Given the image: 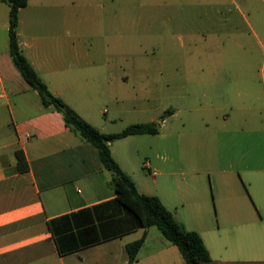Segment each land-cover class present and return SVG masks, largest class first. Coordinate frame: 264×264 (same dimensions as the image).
<instances>
[{"label": "crops", "instance_id": "1", "mask_svg": "<svg viewBox=\"0 0 264 264\" xmlns=\"http://www.w3.org/2000/svg\"><path fill=\"white\" fill-rule=\"evenodd\" d=\"M189 1L184 34L181 18L175 22L170 16L163 18L159 8L153 18L160 13L161 21H149L144 3L28 0L19 11L17 36L48 88L100 131L113 133L107 130L115 120L108 116V103L125 100L121 90L114 94L115 71L110 69L116 41L153 28L160 45H166L159 47L158 74L165 84L159 98L163 101L165 87L171 114L162 119L166 110L160 111L147 122L163 127L179 116L166 134V146L162 143L157 149L165 153L159 157L172 162L155 170L171 188L170 195L159 191L158 182L154 190L139 176L134 169L137 160L117 144L144 134L112 142V156L139 192L157 195L187 229L200 233L211 257L203 264H264V82L261 93L248 73L244 78L243 71H225L229 56L237 55L235 45L244 41L245 14L237 0L230 1L233 6L225 0H204L198 6L196 0ZM246 20L254 38L264 44V27L262 34ZM228 24L237 30L230 43L221 36ZM195 27L202 30L196 32ZM216 37L218 52L211 48ZM199 43L203 58L217 56L224 71H190ZM178 47L186 52L178 56ZM168 51L178 61L172 59V71L164 69ZM127 77L124 73L120 82ZM0 100L11 115L8 130L0 127V264H187L160 229L138 226L117 201L109 185L112 174L97 148L68 127L54 105H45L16 68L10 54L9 6L3 0ZM194 101L197 105L192 106ZM102 103L107 105L103 110ZM184 111L200 112L195 135L202 139V147H189L192 136L185 133ZM101 112L107 116L99 117ZM181 142L186 146L179 147ZM17 149H23L27 158L26 172L17 168ZM189 154L199 158L198 165L185 160ZM144 164L151 170L149 163ZM203 175L209 177V185ZM143 236L131 261L126 246Z\"/></svg>", "mask_w": 264, "mask_h": 264}, {"label": "rangeland", "instance_id": "2", "mask_svg": "<svg viewBox=\"0 0 264 264\" xmlns=\"http://www.w3.org/2000/svg\"><path fill=\"white\" fill-rule=\"evenodd\" d=\"M230 1L231 0H225L228 6L231 5ZM237 1L242 5V9L245 14L244 17L241 18V35L244 41L235 45L237 49V55L235 58L232 57V55L229 56L227 62H225L228 69L225 71H243L244 78L246 77L245 73H248L252 77L253 82L259 86V90L262 93L264 82V44H261L256 40V38H254L252 29L250 28L246 19L252 22L256 29L263 34L262 28L264 27V3H262L261 0ZM126 2L146 4L148 6L146 15L149 21L156 20L153 18L155 14V8L156 10L159 8V10L162 12L163 18L170 16L173 22H175V19L178 17L179 19L181 18L184 25H181L180 31L181 33L185 34L187 29L185 28V20L187 19V6L188 2L190 3L189 0H126ZM203 3L204 0L195 1L196 6ZM176 9L177 12H175ZM234 12L235 10L233 8V13ZM227 14L229 15L230 13L228 12ZM149 15L151 17H149ZM160 21L161 19L159 13L156 22L159 23ZM238 29L240 30V28ZM199 30L202 29L195 27L196 32ZM236 31V29L230 28L228 24L226 29L221 31L223 32V35L221 36L227 43H230V38L231 36H234ZM199 37L200 36L198 34L195 35L196 39ZM116 42L117 45L115 46V51L117 54L113 59L112 67L110 69L111 71H115L113 77V86L115 89L114 94L121 90L122 94L125 95V100L122 102L120 99L119 105L116 103L115 99L108 103V107L111 110L108 116L115 117V120L107 127V130H111L112 132H119L133 123L147 122L153 114H158L160 111L163 113L165 110L171 107L170 99L167 97V94L169 93L166 92V88L163 87L165 84L161 82V78L158 74V71H160L161 68L159 65V59L161 57V51L159 50V47L163 46V48H166V45H160L158 38L155 37L154 29H149L146 31L145 35L142 33L140 36H132ZM219 47L220 44L216 37V39H214L211 43V48L213 51L218 52ZM179 48L180 47H178V56L179 54L186 52V49ZM194 49V54L192 55L191 59L193 62V67L190 68V71H203L204 69L205 71H224L220 69V60L217 56L216 58L211 59L203 58V44L199 43L195 45ZM168 54L169 55L165 57L166 54L164 53V59H166L164 60V69L165 71H172V59H174V63H177L178 61L177 58L175 59L171 56L169 51ZM179 62L181 65L185 63V61L183 63V60H180ZM124 73H126L128 76L125 83L120 82L122 81L121 76ZM161 85H163V101H161L159 98V90ZM195 101L191 104L192 106L197 105ZM210 102L211 101L209 98L208 104H210ZM106 106L107 105L102 103L100 105L101 110L106 108ZM199 113V111H184V113H182V116L187 118L185 133H189L188 135L192 136V138H189V147L194 149H196V147L203 146L202 139H199V141L198 139L196 140L197 136L195 135L198 133L196 130L200 127V125H198ZM98 115L102 118L107 116V114L102 112ZM177 117L179 116L169 119L166 124L167 126L165 125L162 127V125L159 124V133L156 135H138L135 136V138H130L135 139L129 140L130 142H126L127 140H117L119 147L129 149L130 154L135 158V160H137L135 162L134 168L137 174L141 177H145L154 190L156 189V182H158L159 191L162 192V194L165 193L168 195H170L171 188H169V185L165 182V179L163 180V178L159 177L155 173V170L164 164H170L172 162L169 159L165 160L164 157H159L157 154L164 156L165 153L157 149L162 143L163 148L166 146V134L169 133L170 126L174 124L176 120L179 121V118ZM10 118L11 115L9 108L5 106L0 100V127L3 128V132L8 130ZM184 142L187 144V140H184ZM185 146L186 145L183 143L179 147ZM184 158L190 165H198L199 158L196 155L189 154ZM145 162L151 165V170L149 169L147 171L149 166L145 165ZM202 177L204 182L209 185V177L205 175ZM178 178L180 179L181 177Z\"/></svg>", "mask_w": 264, "mask_h": 264}, {"label": "trees", "instance_id": "3", "mask_svg": "<svg viewBox=\"0 0 264 264\" xmlns=\"http://www.w3.org/2000/svg\"><path fill=\"white\" fill-rule=\"evenodd\" d=\"M3 1L9 6L10 54L16 68L29 85L38 91L45 105H54L62 113L66 125L97 148L103 166L112 174L109 185L116 192L117 201L133 215L138 226L144 228L156 226L160 229L163 235L179 248L187 264H203L210 260V252L200 233L187 229L157 195L139 192L132 177L121 168L112 156L110 148L112 142L130 135L156 134L159 131V122H138L128 125L119 132L103 133L84 119L48 88L20 47L17 36L18 16L20 8L25 6L28 0ZM170 114L171 109H167L162 119ZM16 158L18 170L20 172L28 171L29 164L23 149L16 150ZM144 238L145 236L126 246L131 261L136 259Z\"/></svg>", "mask_w": 264, "mask_h": 264}]
</instances>
